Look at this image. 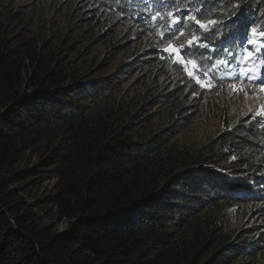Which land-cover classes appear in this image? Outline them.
<instances>
[{
  "label": "trees",
  "instance_id": "1",
  "mask_svg": "<svg viewBox=\"0 0 264 264\" xmlns=\"http://www.w3.org/2000/svg\"><path fill=\"white\" fill-rule=\"evenodd\" d=\"M86 1L96 21L123 18L158 49L203 35L191 21L183 36L163 35L168 11L203 8L220 23L201 42L230 54L183 60L213 84L239 74L246 38L261 45L264 0ZM35 6L0 0V264H264V226L244 218L264 217V117L216 120L195 139L198 106L155 76L169 66L188 81L173 55L92 75L98 63L75 67ZM52 128L55 143L23 166ZM47 173L53 190L30 201Z\"/></svg>",
  "mask_w": 264,
  "mask_h": 264
},
{
  "label": "rangeland",
  "instance_id": "2",
  "mask_svg": "<svg viewBox=\"0 0 264 264\" xmlns=\"http://www.w3.org/2000/svg\"><path fill=\"white\" fill-rule=\"evenodd\" d=\"M78 1L81 2L80 0H23V3L35 4V11H40L41 18L51 24L50 33L53 30H58L63 37L64 45L70 44V50L73 53L70 54L68 60L75 61L73 64L75 67L87 65L93 68V65L98 63L93 69L92 75L96 73L101 76L113 75L122 63L129 60L138 59L142 62L145 61L144 64H146L148 59H152L153 62L155 57L152 53L157 52L158 44L152 34H145L123 18L116 16H103V19L98 22L93 17V11L96 12L99 8L83 0L82 2L92 11L81 12L83 7L78 8ZM169 44L172 43L164 41L161 49L166 48ZM36 45L39 47L40 43L37 42ZM255 48H261V45L255 44L253 51ZM174 58L176 61L175 56ZM263 62L264 53H257L247 65L240 63L239 66V73L241 69L244 72H247L248 68L254 69L255 74L251 79L243 77L237 79L236 76L227 82L217 84L209 82L208 77L196 72L195 66L186 63L181 64L180 70L186 75L188 81L183 76L180 77L169 66L164 68L159 65L160 68L157 67L155 76L161 73V81L170 84L172 88L179 91L181 98L190 102V108L198 106L197 112L191 114V116H195L196 123V132L193 136L198 139V136L202 134L197 129L205 133L212 125H215L216 120L218 123H223V119L229 118L230 120L236 119L235 122H237L250 113L260 115L261 106H264V92H261L260 89L264 87V83H256L254 80L264 77ZM197 79L206 81L211 86L203 87L198 84V89L191 83L192 80L197 82ZM232 84L241 85L242 90H233L230 87ZM57 136V129L48 130L44 134L43 145L28 152L23 166L32 167L38 163L41 156L55 143ZM51 175V173L41 175L45 179L32 190V195L28 198L30 201L43 198L53 190L57 178L51 177ZM244 218L246 219L245 223L251 222L252 226L255 224L264 226V217L261 213L248 214ZM65 226L66 223L62 222L60 228Z\"/></svg>",
  "mask_w": 264,
  "mask_h": 264
},
{
  "label": "snow or ice",
  "instance_id": "3",
  "mask_svg": "<svg viewBox=\"0 0 264 264\" xmlns=\"http://www.w3.org/2000/svg\"><path fill=\"white\" fill-rule=\"evenodd\" d=\"M158 4H164L165 0H155ZM206 2V0H205ZM173 3H175V0H173ZM197 15H199L200 18H197ZM214 15H219V13H215ZM167 17L169 19L170 25L172 27L169 28V32L163 35H167L169 39L172 38H179L183 36V29L187 26V22L191 21V26L197 28L198 30H201L203 35L201 37H197L194 34L192 35L191 39H188L185 44L180 45L177 47L176 45L169 44L166 48L163 49H157V51L165 52L169 55H173L176 57L177 61L181 64L184 63L183 56L188 55H203L201 53V49L207 50L209 53H213L216 56L224 55V54H230L228 53L227 49H222L219 47L209 48L208 43H202L201 41H207L209 39V33L218 31V22L216 19H205V11L203 8L199 10L197 14H192L191 8H184V9H175L172 11L167 12ZM156 17H153L155 19ZM224 27H227L226 24H224ZM174 29V30H173ZM252 34H256V29H251ZM228 35V34H226ZM260 43L261 48H255L254 51L249 50L245 53L241 61H238V63H243L244 65H247L250 60L255 58V55L257 53H260L264 51V30H262L260 33ZM224 38H220L222 41ZM243 43H246L249 48H254L255 44L257 43L255 40H248L247 38L243 41ZM233 59L235 57L233 56ZM190 63L195 66L196 61H190ZM218 65H225L227 61L224 59H218L215 61ZM254 69L248 68L247 72H244L243 69H241V72L237 75V79H240L241 77L245 79H251L254 76ZM191 76V73H189ZM218 75V73H217ZM197 84L203 86V87H210L211 85L206 81H201L197 79ZM230 87L233 90L240 91L242 90L241 85L232 84ZM261 92H264V87H261ZM255 113H250L249 118L251 119L252 116H254ZM260 115L264 116V106H261V112Z\"/></svg>",
  "mask_w": 264,
  "mask_h": 264
},
{
  "label": "bare ground",
  "instance_id": "4",
  "mask_svg": "<svg viewBox=\"0 0 264 264\" xmlns=\"http://www.w3.org/2000/svg\"><path fill=\"white\" fill-rule=\"evenodd\" d=\"M138 2V1H137ZM136 3V2H135ZM232 40V39H231Z\"/></svg>",
  "mask_w": 264,
  "mask_h": 264
}]
</instances>
